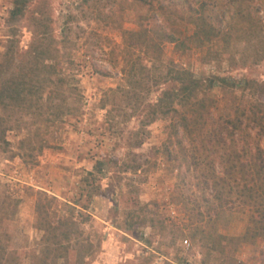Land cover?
Returning a JSON list of instances; mask_svg holds the SVG:
<instances>
[{"label": "trees", "instance_id": "obj_1", "mask_svg": "<svg viewBox=\"0 0 264 264\" xmlns=\"http://www.w3.org/2000/svg\"><path fill=\"white\" fill-rule=\"evenodd\" d=\"M131 1L140 11L135 19L137 29L122 31V82L108 91L113 101L104 100L101 105L110 136L130 152L121 160H95L79 201L60 202L40 193L47 200L37 204L38 230L43 232L41 244L47 255L44 262L50 257L56 262L69 258L73 243L82 237L80 225L90 219L85 211L93 198L102 194L105 181H110L107 188L113 195L120 192L115 196L117 201L126 205L131 221L127 230L146 224L160 227L163 233L169 230L173 244L185 236L184 228L174 224L169 229L165 220L153 214L150 205L143 204L130 189V182H121L124 175L147 171V159L141 160V154L133 150L145 144L152 124L166 120L171 128L168 140L170 144L176 140L179 147V166L185 163L191 169L190 164H195L198 185L205 191V211L200 210L198 196L192 195L197 207L188 213L189 234L221 264H244L240 249L264 243V81L243 80V94L238 96L235 83L228 78L197 77L191 69L166 58L165 52L167 45H173L181 55L206 49L207 59H220L244 41V53L249 54L245 62L253 57L256 62L263 61L264 0ZM11 4L7 23L15 33L6 41L0 62V108L4 111L0 114V151L10 150L8 136L12 131H26L20 148L32 145L35 137L59 126L71 114V96L81 98L72 56L79 37L72 38V25L67 23L57 35L49 0H12ZM18 24L31 35L25 46L21 45ZM81 32L86 33L84 29ZM219 44L222 48L216 49ZM214 86L222 89L223 100L225 94L231 96L234 105L230 113L216 115L222 99L212 93ZM81 108L76 107L77 111ZM133 121L136 127H131ZM180 131L188 137L189 149L180 139ZM160 150L165 154L170 148ZM113 178H117L116 183ZM178 199L190 203L185 197ZM55 203L58 206L54 208ZM237 209L249 213L245 234L230 237L220 233L218 221ZM2 231L0 226V264L8 254Z\"/></svg>", "mask_w": 264, "mask_h": 264}, {"label": "rangeland", "instance_id": "obj_2", "mask_svg": "<svg viewBox=\"0 0 264 264\" xmlns=\"http://www.w3.org/2000/svg\"><path fill=\"white\" fill-rule=\"evenodd\" d=\"M49 2L57 35H61L68 23L74 30L72 38L79 37L72 56L77 64L74 73H79L81 98L76 94L71 96V114L59 126H52L49 132L35 137L32 145L20 148L19 142L26 131L21 134L12 131L8 136L12 142L10 150L0 151L1 239L8 249L1 264H221L202 247L199 240L194 241L186 228L190 223L189 211L197 207L192 195L198 196L200 210L205 211V191L198 185L196 177L199 172L195 164H190L191 169L185 163L179 166L180 161L176 159L180 156L179 147L176 140H173L174 144L168 140L171 128L166 120L152 124L145 144L133 150L141 154V160L147 159V171L124 175L121 182H130V189L138 194L143 204L150 205L153 214L165 220L169 229L174 224L184 228L185 236L173 244L169 230L163 233L160 227L152 228L146 224L136 230H127L131 221L127 218L126 205L117 201L115 196L120 192L113 195L107 188L110 181H105L102 194L95 196L85 211L90 219L80 225L82 237L73 243L69 258L56 262L50 257L44 262L47 255L41 244L43 232L38 230L37 204L40 201L45 204L47 200L40 193L57 197L60 202L79 201L82 190L87 187L84 181L87 172L93 169L95 160H121L130 152L110 136L106 110L101 105L104 100L113 101L108 91L122 82V31L137 29L135 19L140 11L131 0ZM11 3L12 0H0V62L6 41L15 33V28L7 23ZM19 34L21 45L25 46L30 32L21 25ZM244 46V41L237 42L222 58L207 59L206 49L181 55L173 45H167L165 56L191 69L197 77L220 75L228 78L230 83H235L236 93L241 96L243 84L240 83L243 80L264 81V60L256 62L253 57L245 62L249 54L244 53ZM218 48L221 49L222 44ZM15 68L11 70L15 71ZM212 93L217 99H222L224 94L219 86H214ZM224 98L215 110L218 116L233 109L231 96L225 94ZM76 107L82 108L77 111ZM2 113L4 111L0 108ZM136 125V121L131 123V127ZM180 139L189 149V139L182 131ZM166 146L170 148L169 153L162 154L160 149ZM112 180L117 182V178ZM179 197H185L186 201L189 199V205L180 202ZM85 198L83 196L82 199ZM57 206L55 203L54 208ZM248 222L249 213L237 209L226 212L217 227L220 233L240 237L245 234ZM186 240L189 244H185ZM262 251L264 243L243 246L239 258L244 264H264Z\"/></svg>", "mask_w": 264, "mask_h": 264}, {"label": "built area", "instance_id": "obj_3", "mask_svg": "<svg viewBox=\"0 0 264 264\" xmlns=\"http://www.w3.org/2000/svg\"><path fill=\"white\" fill-rule=\"evenodd\" d=\"M185 244H189V241H188V240H186V241H185Z\"/></svg>", "mask_w": 264, "mask_h": 264}]
</instances>
